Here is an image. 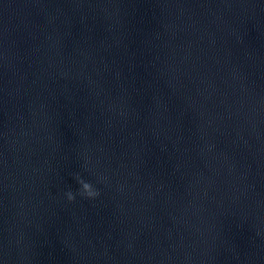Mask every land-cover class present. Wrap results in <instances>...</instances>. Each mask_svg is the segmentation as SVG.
I'll return each mask as SVG.
<instances>
[{
  "label": "clouds",
  "instance_id": "9594fccd",
  "mask_svg": "<svg viewBox=\"0 0 264 264\" xmlns=\"http://www.w3.org/2000/svg\"><path fill=\"white\" fill-rule=\"evenodd\" d=\"M209 150H211L209 148ZM77 179V183L79 185V191H78V195L81 196L83 199H87V200H94L99 196V192L98 190L91 184L88 182H85L83 180H81L79 177L76 178ZM106 177H100L99 180L101 182H105L106 181ZM65 199L71 203L74 199V195L71 191H68L65 193Z\"/></svg>",
  "mask_w": 264,
  "mask_h": 264
}]
</instances>
